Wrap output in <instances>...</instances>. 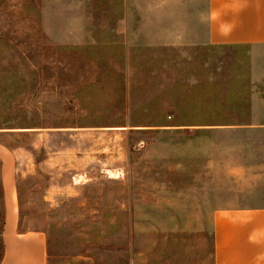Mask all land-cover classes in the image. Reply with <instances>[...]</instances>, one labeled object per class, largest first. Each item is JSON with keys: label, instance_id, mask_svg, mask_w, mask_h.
<instances>
[{"label": "rangeland", "instance_id": "obj_1", "mask_svg": "<svg viewBox=\"0 0 264 264\" xmlns=\"http://www.w3.org/2000/svg\"><path fill=\"white\" fill-rule=\"evenodd\" d=\"M11 5L0 0V31L29 27ZM12 37L0 33V129L38 133L0 141L22 150L19 230L46 235L48 264H212L214 210L263 203L264 163L225 162L216 135L190 127L198 51H128L125 82L108 51Z\"/></svg>", "mask_w": 264, "mask_h": 264}, {"label": "crops", "instance_id": "obj_2", "mask_svg": "<svg viewBox=\"0 0 264 264\" xmlns=\"http://www.w3.org/2000/svg\"><path fill=\"white\" fill-rule=\"evenodd\" d=\"M7 1L29 27L0 33L29 44L23 48L108 51L120 81H127L128 51H198L197 125L190 127L214 133V152L225 162L240 155L264 163V0H203L205 9L195 0L183 9L175 0ZM22 133L38 130L0 129V136ZM20 152L0 141V264H48L46 235L19 230ZM139 256L102 264H136ZM212 264H264V202L214 210Z\"/></svg>", "mask_w": 264, "mask_h": 264}]
</instances>
